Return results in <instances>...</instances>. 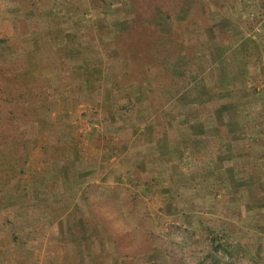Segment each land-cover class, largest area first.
<instances>
[{"label":"rangeland","instance_id":"374dc122","mask_svg":"<svg viewBox=\"0 0 264 264\" xmlns=\"http://www.w3.org/2000/svg\"><path fill=\"white\" fill-rule=\"evenodd\" d=\"M248 2L107 0L110 5L103 10L102 0H0V33L16 51L0 56V114L3 116L10 109L19 115L18 139L0 136V264L78 262V252L70 240L58 241L56 232L47 229L46 224L54 214H48L51 210L47 203L33 192L42 184L44 189L50 184L49 173L44 174L51 161L46 150L50 149L49 143H55L68 127L75 131V126L88 121L84 120L83 106L79 111L74 109L71 116L62 107L56 116H51L56 111L51 95L62 86L71 85L77 94L83 95V68L79 74L76 69V62L83 59L95 84H107L116 99L125 101L113 104L122 124L136 123L139 116L145 117L154 132V149L162 155L166 153L165 158L176 156L178 164L161 171L163 187L168 191L156 187L152 190L150 183L143 185L134 178L118 186H96L91 190L88 197L93 203L89 209L85 204V213L92 216L89 223H95L83 236L96 240H83L80 264H112V260L114 264H200L209 250L205 232L208 228L226 232L231 242L246 244L248 257L255 256L264 264V240L256 239L250 228L229 224L222 216H211L207 200L200 203L202 209H193L191 199L184 203L179 190L171 188V179L180 169L186 178L180 185L192 187L199 171L192 138L184 134L181 144L175 139L172 124L179 123L187 113L185 104H180L173 95L186 85L178 74L186 75L187 68L201 60L207 50L208 33L219 38L217 31L224 25L222 18L230 20L224 26H240L247 34L257 35L259 11L255 12L256 3ZM96 15L101 17L100 21L105 19L102 27L94 23ZM99 78L101 82H97ZM85 113L88 115V110ZM141 140L140 137L136 141V147ZM61 145L58 146L62 150L65 146ZM118 187L119 201L104 203L102 193L113 194L111 190ZM191 189L185 197L196 193ZM162 192H168L171 198L166 199ZM39 193L43 196L48 190ZM126 194L132 198L129 206L122 203ZM178 204L191 205L187 208L190 215L179 213ZM91 210L104 214L95 218L100 221L101 216L109 222L110 232L98 233L99 224ZM118 213L120 219L115 218L114 223L112 216ZM21 227H25L24 233ZM120 238L123 249L119 252L116 242ZM69 252L74 253L67 260L64 255ZM239 253L245 254L242 250Z\"/></svg>","mask_w":264,"mask_h":264},{"label":"crops","instance_id":"0c3cea01","mask_svg":"<svg viewBox=\"0 0 264 264\" xmlns=\"http://www.w3.org/2000/svg\"><path fill=\"white\" fill-rule=\"evenodd\" d=\"M251 1L256 3L254 9L260 16L257 35L247 34L240 26H224L230 20L222 18L224 25L217 31L219 38L206 35L208 52H204L196 65L187 68L189 84L173 92L178 101L183 99L179 102L186 105L183 107L187 111L179 123L172 124L176 143H182L184 134L192 138L199 171L192 187L180 185L186 179L180 169L171 179V188L179 190L184 203L191 199L193 209H202L203 200H207L210 204L207 212L211 216H222L229 224L250 228L256 239L264 240V0L248 3ZM84 61L76 62L78 74L83 68V95L77 94L70 84L62 86L51 95L56 110L51 116H56L60 107L71 116L74 109L79 111L83 106V117L88 121H83V126H75V131L68 127L55 143L46 138L51 145L46 149L51 155L47 177L50 184L43 190H48L43 201L54 214L46 224L47 229L56 232L58 241L70 240L76 251L78 232L83 227L86 235L85 224L90 221L85 213L82 190L94 185L107 188L134 178L143 185L150 183L152 190L156 187L168 191L163 187L161 171L163 167L178 164L176 156L165 158L166 153L162 155L154 149V132L145 117L139 116L136 123L122 124L113 104L125 101L116 99L107 84H95L91 73L86 72L88 63ZM140 137L141 143L136 147ZM60 144L65 148L61 150ZM191 188L196 193L185 197ZM162 193L166 199L171 198L168 192ZM191 205L178 204L179 213L190 215L187 208ZM87 238L96 240L93 236H83L84 240ZM72 253H65L67 260Z\"/></svg>","mask_w":264,"mask_h":264},{"label":"trees","instance_id":"16d2710c","mask_svg":"<svg viewBox=\"0 0 264 264\" xmlns=\"http://www.w3.org/2000/svg\"><path fill=\"white\" fill-rule=\"evenodd\" d=\"M110 5L109 3H107V0H102V9L105 8V6ZM104 10V9H103ZM102 10V11H103ZM84 17V16H83ZM101 18V17H100ZM99 17H97V15L94 17V23H96V25L102 27V23L103 20L105 21V19L103 18L102 21H100ZM91 32H93V30H91ZM209 34V33H208ZM115 41H117V39H114ZM15 53V49L13 48V45L9 42V39L6 36L1 35L0 33V56H8L11 53ZM208 52V50L206 51ZM178 76H182L183 80L185 81L187 86L189 84V79H188V74L184 75L183 73H179ZM1 86V84H0ZM221 96V95H220ZM217 98H219V96H217ZM183 100V99H182ZM181 100V98H179L180 102H183ZM18 113V112H17ZM19 119V115L16 114V111L14 110H10L8 109L7 112L4 113V115L2 116L0 114V121H3V124H0L2 126H0V136L5 135L7 136L9 139H18V124L16 123L17 120ZM13 140V141H15ZM51 163V162H50ZM43 168V166H41ZM50 164L48 165V170H44V174H48L50 173ZM44 169V168H43ZM121 182H118L116 186L120 185ZM94 187L96 186H89L87 188H85V190L81 191V197L83 199V201L85 202V204L87 205L88 209L90 208L89 205L91 203H93V201H91L89 199V195L92 189H94ZM106 188V187H104ZM108 188V187H107ZM119 191V187L118 188H113L111 191L113 194L107 195L106 193H102V201L106 204H110V203H115L117 201H119L118 199V191ZM44 190V184L40 185L39 187H36V189L34 190L33 194L34 195H38L35 196L37 198H44V196L40 195V191ZM100 200V199H99ZM43 201V200H41ZM132 201V198H130L127 194L124 196V201L122 202L123 204H125L126 206L130 205V202ZM109 209V207H108ZM107 209V210H108ZM52 211V210H51ZM51 211H48V214L51 213ZM55 211V210H54ZM92 211V215H94V220L97 221V219L95 217L99 216V215H104V214H100V213H95L93 210ZM116 211L115 208L112 209V214H114ZM16 214H19L20 216H23V212H16ZM97 215V216H96ZM119 213L116 215V217L112 216V219L115 220L113 221L114 223L117 222V219H120V217L118 216ZM90 219L92 218V216H89ZM117 218V219H115ZM100 221H97V223L99 224V228H98V233H103V232H110V223L107 222L106 220L102 219L100 216ZM107 219V218H106ZM112 222V223H113ZM95 222H93L94 224ZM113 223V226L115 225ZM93 224H85V232L88 231V228H90ZM90 226V227H89ZM20 227V226H19ZM105 227V229H104ZM200 229H204L202 226L200 227ZM20 230H22V233L25 232V227H21ZM106 230V231H105ZM83 229H81L78 232L77 237L79 238V240H77V244H75L77 251H79V259L77 264H80L81 260H83ZM205 232L207 233V239L209 241V250L207 252V254L203 257V261L200 264H204V262L206 264H245V262H248L249 264H263L261 260H258L257 257L255 256H250L248 249H247V245L245 244H240L239 242H231L229 241V237L230 235L227 234L226 232H220L217 231L215 232L214 229L212 228H208L205 230ZM218 232H220L221 237L218 236ZM124 238V237H122ZM120 238L121 240H118L116 242V246L119 249V252L122 251V243H123V239ZM242 250L245 252V254H240L239 251ZM124 252V251H123ZM248 254V255H247ZM250 261V262H249ZM83 264V262L81 263Z\"/></svg>","mask_w":264,"mask_h":264}]
</instances>
